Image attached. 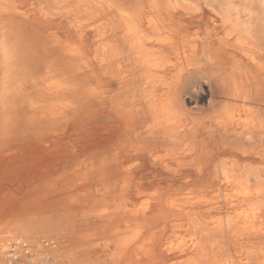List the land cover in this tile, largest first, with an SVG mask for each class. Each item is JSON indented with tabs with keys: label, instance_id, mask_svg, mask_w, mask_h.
I'll list each match as a JSON object with an SVG mask.
<instances>
[{
	"label": "bare ground",
	"instance_id": "bare-ground-1",
	"mask_svg": "<svg viewBox=\"0 0 264 264\" xmlns=\"http://www.w3.org/2000/svg\"><path fill=\"white\" fill-rule=\"evenodd\" d=\"M8 22L0 264L55 244L45 191L76 242L89 217L126 212L124 243L149 259L156 225L185 217L197 255L145 264H229L231 226L264 254V0H0Z\"/></svg>",
	"mask_w": 264,
	"mask_h": 264
},
{
	"label": "crops",
	"instance_id": "crops-1",
	"mask_svg": "<svg viewBox=\"0 0 264 264\" xmlns=\"http://www.w3.org/2000/svg\"><path fill=\"white\" fill-rule=\"evenodd\" d=\"M10 33L9 22L5 29L0 28V40ZM47 182V178L45 179ZM71 202V199H68ZM59 207L55 206V214L59 213ZM44 233L49 234L55 240V244L48 254V246L44 245V257L40 264H145L148 262H159L164 260L170 262H185L197 255L196 249L188 248L190 244L191 230L187 219L181 218L172 221V215L167 213V221L164 225H156L152 230V237H157L154 253L149 258L143 256L138 246L142 238H137L129 247L124 243L127 234V226L124 223L129 215L126 212H111L103 219L89 217L78 228L79 233L85 238L92 235L91 240L84 239L76 242V230L63 221L61 225H55L51 221L50 209L48 208V196L45 191L44 197ZM50 218L48 220V216ZM224 233L220 240L219 257L221 262L229 264H264V254L256 257L255 250L260 247L254 241H245L238 238V228L224 227ZM179 240V241H178ZM178 241V242H176ZM206 246V236L203 238ZM171 243L175 250L165 254L163 247ZM198 249L199 256L201 255ZM259 258V259H258ZM48 259V260H47ZM262 260V261H261ZM260 261V262H259Z\"/></svg>",
	"mask_w": 264,
	"mask_h": 264
},
{
	"label": "rangeland",
	"instance_id": "rangeland-1",
	"mask_svg": "<svg viewBox=\"0 0 264 264\" xmlns=\"http://www.w3.org/2000/svg\"><path fill=\"white\" fill-rule=\"evenodd\" d=\"M207 14V13H206ZM225 31H226V29L221 25V24H219L218 25V34H219V36H222V35H224L225 34ZM203 99H204V97H202L201 98V102H200V104L203 102ZM194 110V109H193ZM230 211V210H229ZM224 213V212H223ZM223 215V214H222ZM240 215H242V214H240ZM240 215H239V217H240ZM223 233H224V231H223ZM179 241V240H178ZM178 241H176V242H178ZM48 260V259H47ZM10 264H12V262H10Z\"/></svg>",
	"mask_w": 264,
	"mask_h": 264
}]
</instances>
